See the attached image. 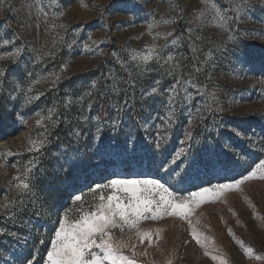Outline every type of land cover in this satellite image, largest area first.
Returning a JSON list of instances; mask_svg holds the SVG:
<instances>
[{"label": "rangeland", "instance_id": "rangeland-1", "mask_svg": "<svg viewBox=\"0 0 264 264\" xmlns=\"http://www.w3.org/2000/svg\"><path fill=\"white\" fill-rule=\"evenodd\" d=\"M0 69V264H46L65 212L74 223L101 195L127 202L114 189L90 191L112 179H156L177 197L213 189L187 219L141 217L136 228L113 229L127 261L264 264V180L215 189L253 169L264 174L256 167L264 161V0H3ZM180 78L190 103L178 86L165 125L166 90ZM194 109L205 119L189 129ZM128 134L135 151L125 147ZM189 146L188 160L176 156Z\"/></svg>", "mask_w": 264, "mask_h": 264}, {"label": "snow or ice", "instance_id": "snow-or-ice-1", "mask_svg": "<svg viewBox=\"0 0 264 264\" xmlns=\"http://www.w3.org/2000/svg\"><path fill=\"white\" fill-rule=\"evenodd\" d=\"M2 3L3 0H0V4ZM4 43L8 44L9 41L5 40ZM75 43L76 41H73L68 47L71 48ZM171 43L175 45L176 41L172 40ZM161 58L160 55L156 56L157 61ZM172 58V55H169L164 63L167 64ZM132 59L136 60L137 57L133 56ZM142 59L147 62L152 59V56L146 55ZM173 71H169L167 74L173 75ZM6 74V70L0 69V77L6 76ZM185 83L187 82L183 81L182 78L177 79L176 83L166 90L168 93L166 100L168 111L165 117V125L171 124L174 120L176 104L179 99L178 86L185 93V102L190 103L189 97L192 94L187 92V88L184 87ZM92 86L95 87V82H93ZM157 91L158 89L155 87L151 89V93H157ZM197 94H199V91ZM88 95H91V93H88ZM80 99L82 100L83 97ZM127 103L128 101L124 102V107L127 106ZM193 112L195 115L189 113L187 120L189 129L193 126L194 119L198 122H202L205 119L200 109H194ZM84 119L87 121L88 117H84ZM110 123L113 130L120 131L118 120H112ZM97 131H100L99 127H97ZM236 134L240 135L239 132H236ZM75 135L79 138L81 133H75ZM185 137L188 142H191L192 132L186 131ZM166 138L167 127L162 125L157 129L154 140V147L157 151L163 149ZM129 142L132 144V151H135V141L131 134L127 135L126 149ZM182 143L184 142L182 141ZM225 147L228 148L230 146L225 145ZM181 154H183L184 160H188L191 154L190 146L187 151L181 149V152L176 153V156L179 158ZM172 163H176L175 159L172 160ZM190 166L191 164H189ZM256 167L264 170V161H261ZM174 174L180 176L179 172L174 171ZM252 178L264 180V174L257 177L256 169H253L240 179L233 178L232 182L215 185V189L223 192L226 189L239 186L244 181ZM67 179L72 181L76 177L70 171ZM28 187L27 183L23 185L24 189ZM102 189H114L115 192L123 193L127 202H123L121 197L115 193L107 197L101 195L99 197L101 202L97 206L96 211L81 215L74 223L68 222L69 213L65 212L64 216L58 221L59 227L55 231V239L51 241V249L47 252L46 264H104L108 260L112 261L113 264H135L134 261H127V258L118 251V248H123L126 245L124 243H113V229H119L123 233L125 226L136 228L141 217L157 220L167 214L170 216H181L187 219L193 211L192 206L196 205L198 200L203 199L205 194L213 191L212 188H202L199 192L191 193L190 197H177L169 191L168 187H165L163 183L156 179H112L106 184H96L90 188V191L95 193ZM81 200V195L74 196V202H80ZM0 231H3V229H0ZM139 235L141 242L149 238L147 233ZM192 238L196 240L197 244H201V238L194 229L192 231ZM132 247L134 249L135 245ZM201 247H204V245L201 244ZM94 249H99V254ZM207 254L205 252V255ZM212 259H216V257L213 256ZM25 261L26 264H34L31 258L26 257Z\"/></svg>", "mask_w": 264, "mask_h": 264}]
</instances>
